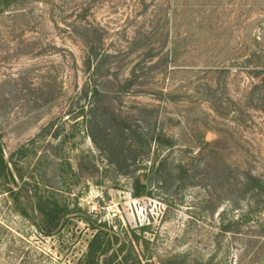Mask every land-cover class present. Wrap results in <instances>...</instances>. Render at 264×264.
Masks as SVG:
<instances>
[{
  "label": "rangeland",
  "instance_id": "rangeland-1",
  "mask_svg": "<svg viewBox=\"0 0 264 264\" xmlns=\"http://www.w3.org/2000/svg\"><path fill=\"white\" fill-rule=\"evenodd\" d=\"M263 77L264 0L3 8L0 143L17 178L13 192H0V264H74L96 228L116 235L106 255L121 246L119 257L136 253L140 264H264V237L248 238L256 215L233 185L246 171L264 179ZM93 85L103 106L163 128L175 140L169 158L210 164L221 199L212 205L200 181L176 178L153 179L152 196H133L148 157L120 174L86 136ZM224 164L233 168L227 180ZM33 191L71 210L61 229L38 230Z\"/></svg>",
  "mask_w": 264,
  "mask_h": 264
},
{
  "label": "trees",
  "instance_id": "trees-1",
  "mask_svg": "<svg viewBox=\"0 0 264 264\" xmlns=\"http://www.w3.org/2000/svg\"><path fill=\"white\" fill-rule=\"evenodd\" d=\"M18 1L20 0H0V11ZM129 83L130 81H126L127 85ZM90 92L92 101L85 117L86 136L103 153L109 164L113 165L120 174H128L135 170L140 160L145 159L144 155L148 157L145 161L149 163V173L144 174L145 180H141L140 176L134 177L133 196H152L148 182L150 183L153 179L156 181L163 179L164 182H168L176 178L185 179L191 183L200 181L198 183L208 190L207 202L212 205L215 204L216 199H221L222 195L213 190L215 189L214 181H218L219 178L211 175L210 164L202 163V158H192L191 162L169 158V151L173 149L175 140L163 128L157 127L155 122L151 123L144 117H123L103 106L100 99L105 93L97 85H93ZM140 111L148 112L149 109L143 107ZM56 135L54 133L53 137ZM26 150L25 146H21L15 152L24 155ZM12 164L14 165V162L4 156L0 143V192L2 194L8 191L13 192L11 184L16 182L17 177L13 172ZM232 171L233 168L228 164L221 167V174L225 178ZM163 173H166L165 176ZM228 184H230L229 181ZM233 185L239 187L242 193L249 198L250 210L247 214L256 215L251 224V226L254 225V229L251 230L254 233L248 237L252 238L250 241L256 242L255 238L264 237V179L246 171L242 176L235 178ZM29 201L32 202L31 206L38 214L35 225L40 232L46 235L51 234L55 229H61L63 222L72 217L67 205L60 204L58 200L52 199L49 195L33 191L28 195ZM115 237L114 233L96 228L88 241L86 251L77 258L74 264H102V262L104 264H140L141 260L136 253L133 255L125 253L119 257V252L123 249L121 246L113 248L112 252L106 255L112 248V238ZM262 243V248H264V241ZM175 259L170 258L164 264H183ZM242 261L241 258L236 264H243ZM194 264L208 263L196 260Z\"/></svg>",
  "mask_w": 264,
  "mask_h": 264
}]
</instances>
